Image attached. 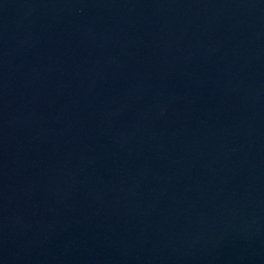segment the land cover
<instances>
[{
    "label": "water",
    "instance_id": "1",
    "mask_svg": "<svg viewBox=\"0 0 264 264\" xmlns=\"http://www.w3.org/2000/svg\"><path fill=\"white\" fill-rule=\"evenodd\" d=\"M0 264H264V0H0Z\"/></svg>",
    "mask_w": 264,
    "mask_h": 264
}]
</instances>
